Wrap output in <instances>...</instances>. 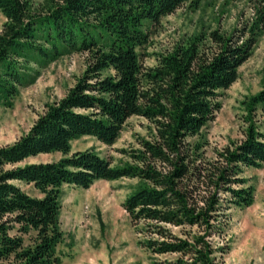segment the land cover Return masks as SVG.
Listing matches in <instances>:
<instances>
[{
  "label": "trees",
  "instance_id": "trees-1",
  "mask_svg": "<svg viewBox=\"0 0 264 264\" xmlns=\"http://www.w3.org/2000/svg\"><path fill=\"white\" fill-rule=\"evenodd\" d=\"M201 0H0L6 21L0 31V103L13 105L34 78L30 63L70 53L86 54V69L66 95L45 105L29 131L0 148V264H61L64 241L60 196L64 185L88 189L97 181L138 180L122 208L150 264H217L232 208L254 202L244 168L264 166V133L255 114L264 110V86L242 103L244 139L205 156L204 141L191 142L220 110L219 91L238 78L264 33V0L256 17L230 35L190 37L142 63L150 28L190 2ZM141 117L152 126L130 161L113 165L95 150L71 153V142L92 137L105 146L119 139L126 121ZM60 153L53 162L28 158ZM9 167V168H8ZM14 181L31 185L28 195ZM139 224L142 228L139 229ZM27 237V242H26ZM173 255L159 260L158 256Z\"/></svg>",
  "mask_w": 264,
  "mask_h": 264
},
{
  "label": "rangeland",
  "instance_id": "rangeland-1",
  "mask_svg": "<svg viewBox=\"0 0 264 264\" xmlns=\"http://www.w3.org/2000/svg\"><path fill=\"white\" fill-rule=\"evenodd\" d=\"M259 0H201L194 9L187 2L173 14L150 28V41L143 51L144 67L157 65V56L190 37L205 35V50L212 47L209 33L219 31L230 35L244 23L256 17ZM39 10L44 0H34ZM0 13V31L5 23ZM86 54L70 53L52 61L30 63L29 74L34 80L22 87L11 107L0 103V148L11 145L26 134L45 105L63 98L86 69ZM264 86V33L258 38L251 57L238 69L237 80L226 90H220V110L213 121L191 142L204 141L205 156L214 157L215 150L244 139L247 124L242 103ZM256 125L264 133V110L255 114ZM151 124L144 118H129L112 146H105L92 137L71 142V153L95 150L101 157L119 165L130 161L123 151L139 149V140L149 139ZM60 153L41 154L28 158L30 163L57 161ZM9 168V167H8ZM242 177L255 188L254 202L243 209L232 208L223 243L227 253L217 258V264H264V166L244 168ZM138 180L123 178L97 181L88 189L64 185L60 196V223L64 241L57 252L61 264H150L151 256L142 248L144 236L137 234L122 208L125 198L137 187ZM22 190L32 197H41L31 185L22 183ZM139 224V229L142 228ZM27 242V237H26ZM173 255L156 259H172Z\"/></svg>",
  "mask_w": 264,
  "mask_h": 264
},
{
  "label": "crops",
  "instance_id": "crops-1",
  "mask_svg": "<svg viewBox=\"0 0 264 264\" xmlns=\"http://www.w3.org/2000/svg\"><path fill=\"white\" fill-rule=\"evenodd\" d=\"M13 183L16 184V185H18V186L21 187V189H22V183H21V182L14 181Z\"/></svg>",
  "mask_w": 264,
  "mask_h": 264
}]
</instances>
